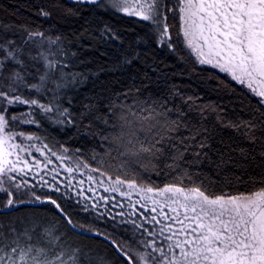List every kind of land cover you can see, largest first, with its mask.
<instances>
[{
	"label": "trees",
	"instance_id": "trees-1",
	"mask_svg": "<svg viewBox=\"0 0 264 264\" xmlns=\"http://www.w3.org/2000/svg\"><path fill=\"white\" fill-rule=\"evenodd\" d=\"M168 17L167 22L172 25L173 16ZM36 31L43 32L46 38L60 39L55 45L45 42L42 47L25 44L28 32ZM177 31L176 27L169 28L173 47L168 48L159 45L156 26L97 5L71 0H0V36L15 41V46L23 49L20 59L25 64L20 68L9 62L7 69H18L29 83H39L38 76L44 70L40 53L48 55L50 48L56 55H49V59L67 65L63 72L69 81L75 77L74 83L59 90L56 100L70 113L61 119H70L71 124L55 122L48 118L55 113L43 114L23 104L9 107L6 115L35 112L38 126L15 122V130L37 136L39 142L56 150L63 146L92 167H100L99 162L104 161L103 170L115 178V170L107 167L111 161L106 154L108 142L102 139L112 129L104 121L113 123L115 114L130 106L138 109L141 105L157 108L162 105L163 109L172 110L168 117L178 121L179 131L169 133L173 139L157 145L164 149L159 159L144 161L145 167L132 164L139 174L138 183L151 181L163 186L183 169L195 179L211 183L217 193H248L264 187V105L258 104V97L224 73L198 65L184 48ZM54 87L49 83L43 93L20 87L17 94L50 103L53 92L47 89ZM249 125L253 126L251 130ZM193 135L195 139L191 138ZM200 144L206 146L201 148ZM180 150H184L183 158L175 161L178 168L173 171L167 164L173 162L172 157ZM12 191L13 199L35 198L32 193L40 199H54L79 229L103 232L112 241L134 245L133 248L134 242L140 240L134 234L132 239L128 231L123 234L114 228L117 224L111 225L113 220L120 223V219L88 210L66 190L55 193L30 188L23 195L14 188ZM8 198L6 192L0 191V208L5 207ZM0 222H11L18 231L37 224V235L50 229L59 237L56 251L71 254L78 249L81 264H122V258L106 241L72 232L50 203L0 213Z\"/></svg>",
	"mask_w": 264,
	"mask_h": 264
},
{
	"label": "snow or ice",
	"instance_id": "snow-or-ice-1",
	"mask_svg": "<svg viewBox=\"0 0 264 264\" xmlns=\"http://www.w3.org/2000/svg\"><path fill=\"white\" fill-rule=\"evenodd\" d=\"M78 2L135 16L156 26L160 42L167 43L169 48L173 47L169 28L176 27L177 36H182L185 47L200 65L224 73L231 81L246 87L258 97V104L264 105V0H175L171 6L168 0ZM169 12L173 13L172 25L167 22ZM42 15L47 16L48 13L42 12ZM59 39L46 38L43 32L36 31L28 32L24 43L42 47L45 42L55 45ZM0 41H3L0 43V53H3L0 55V191L7 193L9 198L5 206L11 208L24 202L22 197L13 199L15 194L12 189L19 192L28 183L18 177L32 170V165L21 153L30 156V150L34 149L45 155L44 150H47L57 160L71 158L65 155L68 149L63 146L61 153L42 141L39 147L36 143H23L24 140L38 141L40 138L16 131L15 122L38 126L34 118L36 114L28 112L8 116L9 107L28 105L30 109H39L43 114L55 113L48 117L55 122L71 124L70 119H61L67 118L70 113L68 109L61 108L56 100L59 90L74 83L75 77L69 81L63 72L67 65L49 59V55H56L49 48L48 55L43 51L40 53L39 59L43 61L44 70L38 76L39 83H29L18 69H7L9 62L20 68L25 67L24 61L20 59L23 49L16 47L15 41L3 36H0ZM30 59L38 57L30 56ZM49 83L55 86L47 89L53 92L50 103H41L39 99L17 94L20 87L43 93ZM171 111L163 109L162 105L159 108L141 105L138 109L130 106L115 114L113 123H109L108 119L104 121L112 129L102 139L108 142L106 154L111 157V161L107 167L115 170V179L103 170L104 161L99 162L100 167H92L76 158L75 169L65 167V171L71 173L84 167L91 172H99L100 178L89 175V180H97L104 185L103 177L107 176L105 192L119 193L129 199L132 194H136L139 196L137 203L144 202L141 207L145 212L154 213L145 216L144 220L155 222L159 228L151 231L144 228L151 239L141 238L139 248L112 241L116 253L122 258V264H264V187L248 193H217L212 190L211 183L205 184L183 169L177 171L172 182L163 186L151 181L138 183L139 174L132 164L139 163L145 167L144 161L151 163L159 159L164 149L157 145L173 139L169 133L179 131L178 121L168 117ZM252 127L249 125V130ZM191 138L195 139V135ZM205 146L200 144L201 148ZM183 154L184 150H180L167 167L176 171L178 165L175 161L182 159ZM13 156L15 159H10ZM39 163L35 161V166L39 167ZM48 163H51L50 159ZM32 195L40 200L35 193ZM48 202L64 215L63 209L54 199L49 198ZM68 223L72 221L69 219ZM38 226L33 224L31 228L25 227L23 231H18L11 222H0V264H81L78 249L71 254L64 250L56 251L59 237L53 235L50 229L37 235ZM136 227L142 228L143 225L137 224ZM84 258L88 259L86 253Z\"/></svg>",
	"mask_w": 264,
	"mask_h": 264
},
{
	"label": "rangeland",
	"instance_id": "rangeland-1",
	"mask_svg": "<svg viewBox=\"0 0 264 264\" xmlns=\"http://www.w3.org/2000/svg\"><path fill=\"white\" fill-rule=\"evenodd\" d=\"M71 1L78 2V0H71ZM168 2L169 5L171 6V4L175 2V0H168ZM167 15L173 16V13L169 12L167 13ZM176 23L178 24V20L176 21ZM180 38L182 41L183 40L182 36H180ZM158 42L159 45L168 47L167 43L160 42L159 36H158ZM183 46L187 50L184 43ZM190 56H192L196 61V63L200 65L197 62L194 55L190 54ZM201 66L211 68L210 66H206V65H201ZM17 141L19 142V138H17ZM23 143L25 144L36 143L38 147L41 146L39 140L38 141L24 140ZM30 151H31L30 156L27 153H21V155L24 156L32 165V170L30 172H27L26 175H23L22 177H18V179L27 180L28 182L27 185L22 186V189L19 191L20 195L26 194L27 190L30 188H33L35 190H45L47 192H55V193L63 192L66 190L67 192L71 193L74 198L82 202L83 205H85V207L88 210H96L100 212L102 215H106L107 217L110 218L116 217L120 219L121 223H118L117 221L113 220L111 225L117 224L114 225L113 227L119 229L121 232H123V234H126V231H128V234L131 235L130 237L132 239L134 235H136L138 239H141L142 237L144 238L148 237L149 239H151V237L148 236L147 232H144V228H147L149 231L153 230V228L156 229L159 228V225H156L155 222H152L150 220L146 222L144 220L145 216L154 215V213L145 212L144 208L141 207V204H143L144 202L141 201L140 203H137V200L139 199L138 195L132 194L131 199H129L125 196L120 195L119 193L105 192L104 187L108 186L107 176L103 177L105 183L104 185H101L97 182V180H89L88 178L89 175L100 178L99 172H91L89 168L80 167L79 171H73L71 173L65 171V167H72L75 169L76 158L79 157L67 152L65 155L67 157H70L71 159L60 161L57 160L55 156H52L50 153H48L47 150H44L45 155H41L39 152H36L34 149H31ZM57 151L62 153L63 149ZM10 159H15V156L10 157ZM49 159L51 160V163H48ZM35 161L40 162L39 167L35 166ZM20 166H22V164L18 165V167ZM81 173H83V175H81ZM45 181H47V183H45ZM81 181H83V183H81ZM56 189L59 190L57 191ZM35 200L36 199L33 197H28V199L24 201H35ZM149 207H151V205H149ZM90 218L91 217H89L88 215V219ZM137 224H141L143 225V227L137 228L136 227ZM140 232H142V234H140L142 236H139ZM160 239H162V237ZM134 244H135V248L140 247L139 240H137V242L135 241Z\"/></svg>",
	"mask_w": 264,
	"mask_h": 264
},
{
	"label": "water",
	"instance_id": "water-1",
	"mask_svg": "<svg viewBox=\"0 0 264 264\" xmlns=\"http://www.w3.org/2000/svg\"><path fill=\"white\" fill-rule=\"evenodd\" d=\"M48 200H49V198L41 199L39 201H31V202L24 201L23 203H17L15 207H11V208H8V207L5 206L3 208H0V213L11 212V211L19 208L20 206H38V205L48 204L49 203ZM41 201H43V202H41ZM53 206L56 209V211L59 213V215L64 219V221L66 222L67 226L69 227V229L72 232H74V233H76L78 235H81V236L101 238L102 240L106 241L108 244H110L115 249V247L112 244V240L111 239H109V238L105 239L106 236H104L103 234H101L99 232L82 230V229L77 228L73 223L69 224L68 220L70 218L65 213H64V215H62L61 211L59 209H57L55 205H53ZM97 233H99V235H97Z\"/></svg>",
	"mask_w": 264,
	"mask_h": 264
},
{
	"label": "bare ground",
	"instance_id": "bare-ground-1",
	"mask_svg": "<svg viewBox=\"0 0 264 264\" xmlns=\"http://www.w3.org/2000/svg\"><path fill=\"white\" fill-rule=\"evenodd\" d=\"M36 201V200H35ZM123 208V207H122ZM121 216V215H120ZM123 220H124V218H123ZM121 223V222H120ZM93 230V229H92ZM90 231V230H89ZM95 232H97L96 230H94ZM99 232V231H98ZM103 232H101V234H102ZM103 234H105V233H103ZM107 237V236H106ZM111 238V237H110ZM112 240V239H111ZM126 242V241H125ZM124 242V243H125ZM118 243V242H117ZM123 244V243H122ZM126 244V243H125ZM124 245V244H123ZM127 245V244H126ZM133 247H134V245H132Z\"/></svg>",
	"mask_w": 264,
	"mask_h": 264
}]
</instances>
